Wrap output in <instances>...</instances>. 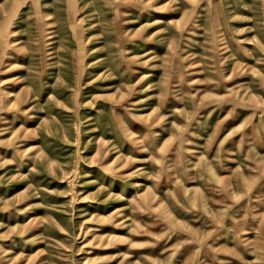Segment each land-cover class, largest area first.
<instances>
[{
    "label": "rangeland",
    "instance_id": "obj_1",
    "mask_svg": "<svg viewBox=\"0 0 264 264\" xmlns=\"http://www.w3.org/2000/svg\"><path fill=\"white\" fill-rule=\"evenodd\" d=\"M0 264H264V0H0Z\"/></svg>",
    "mask_w": 264,
    "mask_h": 264
}]
</instances>
